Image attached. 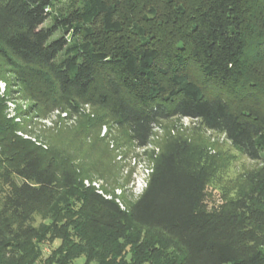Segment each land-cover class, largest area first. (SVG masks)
I'll use <instances>...</instances> for the list:
<instances>
[{"label": "trees", "instance_id": "obj_1", "mask_svg": "<svg viewBox=\"0 0 264 264\" xmlns=\"http://www.w3.org/2000/svg\"><path fill=\"white\" fill-rule=\"evenodd\" d=\"M57 1L0 0V57L36 71L29 99L71 96L103 107L140 147L157 121L195 119L248 159L264 161V115L233 108L258 103L248 85L251 60L264 55V0H193L175 8V0H156L171 12V33L138 43L123 38L124 24L152 0H81L44 27ZM98 19L114 46H97L88 26ZM58 30L83 42L54 38ZM189 67L212 89L183 80ZM17 131L0 97V264H75L82 256V264H264V168L249 176L248 190L207 210V174L170 152L124 211L68 172L60 183L54 165ZM37 214L47 220L41 228L33 225ZM54 240L58 247L43 258Z\"/></svg>", "mask_w": 264, "mask_h": 264}, {"label": "rangeland", "instance_id": "obj_2", "mask_svg": "<svg viewBox=\"0 0 264 264\" xmlns=\"http://www.w3.org/2000/svg\"><path fill=\"white\" fill-rule=\"evenodd\" d=\"M81 2L59 0L53 3L44 27H52L56 18L67 15ZM147 2L146 8L140 6L132 21L124 24L123 38L138 43L169 36L172 23L168 6L162 1ZM192 2L175 0L173 7ZM149 5L154 15L149 13ZM88 27L97 46H114L113 38L103 33L99 19ZM138 34L144 37L139 39ZM54 38H64L69 45L83 42L80 37L75 38L73 32L64 30L56 31ZM250 63L252 81L248 86L258 103L245 101L233 108L249 115H264V55L256 56ZM35 73L10 56L0 57V97L6 118L18 124L16 136L31 143L45 163L54 165L60 183H63L62 172H68L80 187L117 203L124 211L142 195L159 158L170 152L179 156L182 165L207 174L202 201L207 210L217 209L248 190L249 176L264 168L263 160L248 159L223 134L207 130L195 119L173 117L157 121L147 145L140 147L131 139L128 128L119 125L103 107L84 104L71 96L58 95L56 100L51 98L46 103L29 99L35 92L36 82L32 77ZM182 79L196 80L209 90L213 87L203 83L194 67L184 70ZM162 84L175 89L169 79H164ZM46 224L41 214L34 216L35 227ZM58 245V240L45 244L43 258ZM83 261L84 256L75 264Z\"/></svg>", "mask_w": 264, "mask_h": 264}]
</instances>
